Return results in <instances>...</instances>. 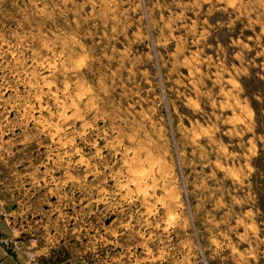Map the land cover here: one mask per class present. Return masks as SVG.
<instances>
[{
  "label": "rangeland",
  "instance_id": "374dc122",
  "mask_svg": "<svg viewBox=\"0 0 264 264\" xmlns=\"http://www.w3.org/2000/svg\"><path fill=\"white\" fill-rule=\"evenodd\" d=\"M0 231L36 264H264V0H0Z\"/></svg>",
  "mask_w": 264,
  "mask_h": 264
},
{
  "label": "crops",
  "instance_id": "0c3cea01",
  "mask_svg": "<svg viewBox=\"0 0 264 264\" xmlns=\"http://www.w3.org/2000/svg\"><path fill=\"white\" fill-rule=\"evenodd\" d=\"M0 264H36V262H31L24 250L7 249L0 244Z\"/></svg>",
  "mask_w": 264,
  "mask_h": 264
},
{
  "label": "built area",
  "instance_id": "2783aa9c",
  "mask_svg": "<svg viewBox=\"0 0 264 264\" xmlns=\"http://www.w3.org/2000/svg\"><path fill=\"white\" fill-rule=\"evenodd\" d=\"M33 239H30L28 244L24 245L23 247L19 246V240L14 239L12 240L11 238H8L6 236H3L1 231H0V244L6 247L7 249H22L26 252L28 259L31 262H36V255L34 254V244H33Z\"/></svg>",
  "mask_w": 264,
  "mask_h": 264
},
{
  "label": "bare ground",
  "instance_id": "6f19581e",
  "mask_svg": "<svg viewBox=\"0 0 264 264\" xmlns=\"http://www.w3.org/2000/svg\"><path fill=\"white\" fill-rule=\"evenodd\" d=\"M139 175V174H138Z\"/></svg>",
  "mask_w": 264,
  "mask_h": 264
}]
</instances>
